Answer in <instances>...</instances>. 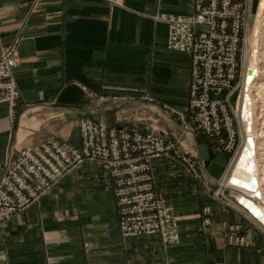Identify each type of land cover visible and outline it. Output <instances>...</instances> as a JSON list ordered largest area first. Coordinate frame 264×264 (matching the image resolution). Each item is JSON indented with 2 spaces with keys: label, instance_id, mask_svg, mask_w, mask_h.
<instances>
[{
  "label": "crops",
  "instance_id": "0c3cea01",
  "mask_svg": "<svg viewBox=\"0 0 264 264\" xmlns=\"http://www.w3.org/2000/svg\"><path fill=\"white\" fill-rule=\"evenodd\" d=\"M192 4L0 0V51L20 38L12 70L18 88L12 126L7 107L0 105V179L8 152L16 155L48 137L79 146V122L85 118L182 136L171 116L141 98L185 108L190 59L167 49V26L155 17L188 15ZM185 142L195 145L189 137ZM152 172L156 193L174 210L178 245L163 246L158 236L121 237L113 183L100 165L87 162L0 229V264H264V233L249 248L225 243L224 223L254 232L256 225L247 211L222 209L212 198L213 178L208 191L179 162L167 159L155 162ZM204 206L213 212L206 228L200 216ZM252 213L262 222L257 215L264 216L262 211Z\"/></svg>",
  "mask_w": 264,
  "mask_h": 264
},
{
  "label": "built area",
  "instance_id": "2783aa9c",
  "mask_svg": "<svg viewBox=\"0 0 264 264\" xmlns=\"http://www.w3.org/2000/svg\"><path fill=\"white\" fill-rule=\"evenodd\" d=\"M252 0H193L188 15L155 17L167 26L168 50L188 55L190 84L185 110L159 104L151 96L141 99L159 106L177 122L182 134L204 136L209 146L227 155L228 167L217 182L212 198L223 210L240 209L236 193L227 195L222 179L239 155L236 114L230 96L239 90L243 97V44ZM19 37L0 51V105L8 110L9 123L16 121L18 88L12 74ZM248 67V66H247ZM245 80V77H244ZM80 145H65L53 137L41 144L5 155L0 179V229L44 196L60 179L87 162L101 166L113 183L118 228L123 238L158 236L163 246L178 245L180 234L172 206L156 193L152 166L162 159L179 162L186 173L211 191L209 176L193 145L182 137L159 136L136 129L107 126L85 118L79 122ZM248 215V214H247ZM201 226L209 227L213 212L201 209ZM250 217V216H249ZM253 219V218H252ZM255 232L264 226L254 219ZM228 246L249 248L254 231L240 225L223 224Z\"/></svg>",
  "mask_w": 264,
  "mask_h": 264
},
{
  "label": "bare ground",
  "instance_id": "6f19581e",
  "mask_svg": "<svg viewBox=\"0 0 264 264\" xmlns=\"http://www.w3.org/2000/svg\"><path fill=\"white\" fill-rule=\"evenodd\" d=\"M262 11H264V3L261 5L259 0L256 15L253 20L254 37L253 39H251V46L248 43L250 49L247 52V63H246L247 66H250V68L253 70V79L249 83V85L245 87L243 90V96L247 98V107L250 117L249 124L253 125V127L250 126L249 132L245 130L250 140L245 142L246 143L245 145L247 146H244L242 144L243 147L241 148V152L239 153L235 163L230 168L229 173L226 174L222 179L225 187L229 189L228 191L232 195L234 193L237 194L234 195L237 197V200H240L241 197H245V198H249V201L251 202V197L254 198L258 197V199L261 201V204L260 202H254V203L251 202L252 205L251 207L255 205L259 209H264V179L260 175V164L258 161V152H259L258 140L261 137H264V132L258 129L257 122H259L263 117L261 103L263 99L262 90L264 87V69L261 67L258 68L257 62L258 61L264 62V49L262 47L260 48L261 58L259 60L258 57L256 58L257 53L253 54V56H251V54L255 49L253 45L254 42H256L257 44L256 46L257 50L259 47L256 37L258 39V42H260V39L262 38V29L264 27V18H260ZM248 89L250 91L254 89V92L252 91V94H250V91H248ZM249 168L251 169V171L248 170ZM253 181H255V183H253ZM227 184L229 185V187L227 186ZM246 206L248 205L246 204ZM251 207L248 206V208Z\"/></svg>",
  "mask_w": 264,
  "mask_h": 264
},
{
  "label": "water",
  "instance_id": "95a60500",
  "mask_svg": "<svg viewBox=\"0 0 264 264\" xmlns=\"http://www.w3.org/2000/svg\"><path fill=\"white\" fill-rule=\"evenodd\" d=\"M259 0H252L251 2V13H250V24H252L256 11L258 8ZM255 49L253 51V54L257 53V44L256 42L253 43ZM252 54V55H253ZM253 79V70L250 68V66L247 67L246 74H245V80H244V88L249 85V83ZM239 90H236L232 93L230 96V104L233 109H239L240 110V117L245 122V130L247 132L250 131V125H249V111L247 107V98L245 96L242 97L241 104L239 103ZM196 145L197 150L200 155V158L203 161V165L205 168V171L207 175L215 180H218L221 178L222 174L224 173L225 168L227 167L228 160L226 157L221 153H216L214 151H211L207 148L206 144L202 142L200 138L196 139ZM225 194H228L227 191ZM243 195V194H242ZM243 201V202H242ZM239 205L242 206V208L247 211V213L260 225L264 226V223L261 222L257 217L254 216L253 213L248 209L246 204L248 206H252L251 202L249 201V198L241 197V199L238 201ZM254 236H258L257 232H254Z\"/></svg>",
  "mask_w": 264,
  "mask_h": 264
},
{
  "label": "rangeland",
  "instance_id": "374dc122",
  "mask_svg": "<svg viewBox=\"0 0 264 264\" xmlns=\"http://www.w3.org/2000/svg\"><path fill=\"white\" fill-rule=\"evenodd\" d=\"M264 2H263V0H260V4L262 5ZM251 9V8H250ZM250 13H251V10H250ZM250 13H249V15L247 16V21H246V27H245V35H246V42L243 44V58H244V71H243V74H242V79H244V77H245V74H246V70H247V52H248V50L250 49V47L248 46V43L250 44V46H251V39H253V37H254V29H253V22H252V24H250ZM262 13V14H261ZM260 14V18H264V11H262ZM257 18V17H256ZM256 30H257V27H256ZM256 40H257V43L259 44V47H258V50H257V56H256V58L258 57V60L261 58V50H260V48L262 47L263 49H264V27H263V29H262V38L260 39V42H258V39H257V37H256ZM261 44V45H260ZM253 51V50H252ZM253 54V53H252ZM251 54V56H253ZM250 59V58H249ZM257 66H258V68H263L264 69V62H257ZM248 91H250L249 89H248ZM252 91L254 92V89H252L251 91H250V94H252ZM248 96H249V93H248ZM262 97H263V99H262V103H261V105H262V115H263V117H262V119L259 121V122H257V125H258V129L259 130H261L262 132H264V87H263V90H262ZM151 104V103H150ZM186 106H187V102H186ZM186 106H185V108L184 109H182V110H185L186 109ZM173 118V117H172ZM174 119V118H173ZM235 119H236V128H237V133H238V142H239V147H240V150H239V153L241 152V148L243 147L242 146V144L244 145V146H247V145H245L246 143V141H248V140H250L249 138H248V134L246 133V131H245V124L243 123V122H241V120L239 119V114L237 115L236 114V117H235ZM175 120V119H174ZM250 125V124H249ZM251 127H253V125L251 124L250 125ZM179 127V126H178ZM182 132V131H181ZM153 134H155V133H153ZM156 135H158V134H156ZM159 136H163V135H159ZM177 137V136H176ZM179 137H182V139H184V141H185V139H186V137H189L191 140H194L195 141V145H194V147H195V149H196V151H197V153H198V150H197V145H196V139L197 138H200L201 140L202 139H205L206 141H207V139L204 137V136H202V135H195V136H190V135H187L186 137L182 134V136H179ZM262 138H264V137H261L259 140H258V144H259V152H258V161H259V164H260V175H261V177L264 179V139H262ZM244 141V142H243ZM263 142V143H262ZM206 146H207V148L209 149V150H211V151H214V152H216V153H221V154H223L225 157H226V159L228 160V157H227V155L226 154H224V153H222V152H218V151H216V150H214V149H212L210 146H209V143H208V141H207V144H206ZM248 148V147H247ZM198 155H199V153H198ZM199 157H200V155H199ZM238 157V156H237ZM201 159V158H200ZM201 161H202V159H201ZM157 162V161H156ZM155 163V162H154ZM153 163V164H154ZM202 163H203V161H202ZM204 166V165H203ZM233 166V163H232V165L231 166H229V168H228V172H229V170H230V168ZM227 167H228V164H227ZM226 167V168H227ZM226 168H225V170H226ZM152 169H153V166H152ZM205 169V168H204ZM225 170H224V173H225ZM224 173L222 174V176L224 175ZM222 176H221V178H222ZM228 176V175H227ZM220 178V179H221ZM154 179V178H153ZM220 179H218V180H215L214 179V181H216V182H219V180ZM227 186L229 187V185L227 184ZM155 188V187H154ZM235 195H237V194H235ZM239 197V196H238ZM254 198V197H253ZM255 199V202H260V204H261V201L259 200V199H257V198H254ZM254 199H251V201H253ZM259 200V201H258ZM248 207V206H247ZM250 211H251V213L253 212V211H255V210H260V211H262V213H263V215H264V209H259V208H257L255 205L253 206V207H251V208H248ZM262 220V219H261ZM262 222L264 223V220H262ZM255 237V236H254Z\"/></svg>",
  "mask_w": 264,
  "mask_h": 264
},
{
  "label": "snow or ice",
  "instance_id": "6c2138e0",
  "mask_svg": "<svg viewBox=\"0 0 264 264\" xmlns=\"http://www.w3.org/2000/svg\"><path fill=\"white\" fill-rule=\"evenodd\" d=\"M248 170L251 171L250 168H249ZM253 183H255V181H253ZM242 202H243V201H242ZM257 215L260 216V218H261L262 220H264V216H262V215H260V214H258V213H257Z\"/></svg>",
  "mask_w": 264,
  "mask_h": 264
}]
</instances>
